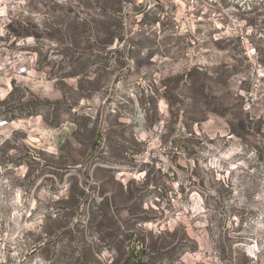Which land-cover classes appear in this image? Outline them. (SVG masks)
Wrapping results in <instances>:
<instances>
[{"label": "rangeland", "instance_id": "rangeland-1", "mask_svg": "<svg viewBox=\"0 0 264 264\" xmlns=\"http://www.w3.org/2000/svg\"><path fill=\"white\" fill-rule=\"evenodd\" d=\"M0 203V264H264V0H0Z\"/></svg>", "mask_w": 264, "mask_h": 264}, {"label": "built area", "instance_id": "built-area-1", "mask_svg": "<svg viewBox=\"0 0 264 264\" xmlns=\"http://www.w3.org/2000/svg\"><path fill=\"white\" fill-rule=\"evenodd\" d=\"M7 121H4L1 125H5ZM2 210V205L0 203V214ZM3 218L0 217V230L3 227ZM254 248L252 249V258L255 260H259L260 258H264V237H260L254 244ZM6 254V243L3 242L2 234L0 233V262L3 261V258Z\"/></svg>", "mask_w": 264, "mask_h": 264}]
</instances>
